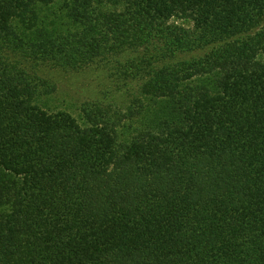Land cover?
Segmentation results:
<instances>
[{
    "label": "trees",
    "instance_id": "1",
    "mask_svg": "<svg viewBox=\"0 0 264 264\" xmlns=\"http://www.w3.org/2000/svg\"><path fill=\"white\" fill-rule=\"evenodd\" d=\"M0 264H264V0H0Z\"/></svg>",
    "mask_w": 264,
    "mask_h": 264
},
{
    "label": "rangeland",
    "instance_id": "2",
    "mask_svg": "<svg viewBox=\"0 0 264 264\" xmlns=\"http://www.w3.org/2000/svg\"><path fill=\"white\" fill-rule=\"evenodd\" d=\"M97 78H96V75ZM94 74L92 73H81L76 75H66L62 80L63 88L61 89V93L57 94V97L61 100L64 105L69 106L72 103H75L77 97H79V101H76L77 105H81L82 102L89 100L90 96V83L99 80L98 72ZM88 84V85H87ZM76 108V109H75ZM77 110V106L73 108V111Z\"/></svg>",
    "mask_w": 264,
    "mask_h": 264
}]
</instances>
